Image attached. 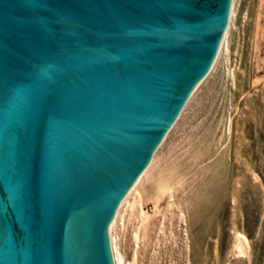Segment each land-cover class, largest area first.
Wrapping results in <instances>:
<instances>
[{
	"label": "water",
	"instance_id": "water-1",
	"mask_svg": "<svg viewBox=\"0 0 264 264\" xmlns=\"http://www.w3.org/2000/svg\"><path fill=\"white\" fill-rule=\"evenodd\" d=\"M233 0H0V264H115L110 225Z\"/></svg>",
	"mask_w": 264,
	"mask_h": 264
},
{
	"label": "rangeland",
	"instance_id": "rangeland-1",
	"mask_svg": "<svg viewBox=\"0 0 264 264\" xmlns=\"http://www.w3.org/2000/svg\"><path fill=\"white\" fill-rule=\"evenodd\" d=\"M233 19L122 210L124 264H264V0H237Z\"/></svg>",
	"mask_w": 264,
	"mask_h": 264
},
{
	"label": "bare ground",
	"instance_id": "bare-ground-1",
	"mask_svg": "<svg viewBox=\"0 0 264 264\" xmlns=\"http://www.w3.org/2000/svg\"><path fill=\"white\" fill-rule=\"evenodd\" d=\"M236 2H237V0H233L229 26H228V29L225 32L224 36H223V39H222V42H221V45H220V48H219V52H218V55H217V58H216V60L214 62V65H213V67H212V69H211L210 72H212L215 69V65L218 62L219 57H221L223 48H224V46H225V44L227 42V38H228L230 29H231V26H232V23H233V20H234L233 18L235 16ZM258 36H262V38H263V36H264L263 28H260L259 29V35ZM262 61L264 63V59ZM210 75H211V73H210ZM204 82H205V79L195 88V90L193 91V93L191 95L192 98H193V96L195 95V93L199 90L200 86ZM151 166L152 165H150V167H148L145 170V172L141 175V177L138 179V181L136 182V184L129 191V193L127 194V196L125 197V199L122 201V203H121V205H120V207H119V209L117 211V214L115 216V219L113 220V222L110 225V240H111V247H112L113 258H114L115 264H124L123 257H122V254L119 251V248H118L119 245H118V242L116 240L115 233H114L115 226H116V224H117V222L119 220V217H120V215L122 213L123 208L125 207L126 204L129 203V199L134 196L135 192L137 191L138 186L141 184V182L143 181V179L145 178V176L148 174ZM135 202H137V200L136 201L134 200V203ZM245 246H246V240H245V238L244 237H238L236 249H237V252L239 254L242 252V250H243V248H245Z\"/></svg>",
	"mask_w": 264,
	"mask_h": 264
}]
</instances>
